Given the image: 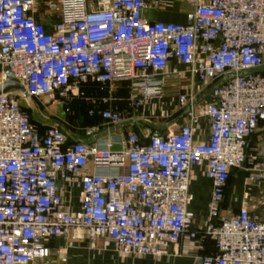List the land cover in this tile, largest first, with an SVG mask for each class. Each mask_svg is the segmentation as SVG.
I'll use <instances>...</instances> for the list:
<instances>
[{
    "label": "built area",
    "instance_id": "1",
    "mask_svg": "<svg viewBox=\"0 0 264 264\" xmlns=\"http://www.w3.org/2000/svg\"><path fill=\"white\" fill-rule=\"evenodd\" d=\"M149 0H47L59 19L49 28L31 11L37 0H0V84L9 72L30 98L47 97L68 110L82 85H109L91 100L101 122L82 136L56 124L41 131L18 92L0 94V264H29L50 255L47 242L74 233L91 243L106 238L118 251L161 256L182 237L209 240L206 264H264V216L241 207L220 210L233 170H243L248 141L264 120V0H187L185 24L144 17ZM183 64L193 87L179 92L187 122L179 131L110 129L131 109L111 108L114 84L127 83L130 107L162 98L171 64ZM210 136L194 133L202 117ZM107 130V134L95 136ZM204 165L212 183L205 230L188 211L192 168ZM256 176L264 178V162ZM80 185V210L65 195Z\"/></svg>",
    "mask_w": 264,
    "mask_h": 264
},
{
    "label": "crops",
    "instance_id": "2",
    "mask_svg": "<svg viewBox=\"0 0 264 264\" xmlns=\"http://www.w3.org/2000/svg\"><path fill=\"white\" fill-rule=\"evenodd\" d=\"M192 6L187 0H149L144 10V17L150 21L172 22L185 24ZM34 18L47 27H51L59 19V12L48 7L47 0H37L31 11ZM172 68L181 72V77H170L162 98H151L139 108L130 107L131 91L127 83L121 90L114 87L112 94V108L118 110L115 100L119 97L129 101L123 109H131V117L126 124L115 129L116 132H135L141 139L155 132H176L187 122L185 110L178 102V93L187 92L191 86L197 93L195 109L202 111L213 101L208 91L200 94L202 84L191 80L183 64L172 63ZM264 73V67L260 69ZM114 96V98H113ZM114 102V103H113ZM121 107V106H120ZM44 124L38 125L41 131L50 125L46 117ZM96 122V123H95ZM92 125L99 124L95 121ZM91 125V126H92ZM72 133V132H71ZM73 137L82 136L72 133ZM210 136V125L206 117L200 119L194 133L198 141H207ZM247 162L245 169L233 170L225 189L220 214L221 217L235 215L241 207L249 209L253 214L264 216V178L250 179L256 176L260 164L264 162V120L250 137L247 147ZM212 183L206 175L204 165L192 168L189 183L190 201L188 211L192 213L194 224L198 229L205 230L209 221L208 203L211 195ZM82 188L74 185L65 195L66 201L73 211L80 210ZM50 255L45 258H34L29 264H206L201 256L215 252L211 241L199 238L182 237L176 244L169 246L168 252L161 256H135L118 251L115 244L106 238L96 239L93 243L88 238L78 239L74 233L55 237L47 242Z\"/></svg>",
    "mask_w": 264,
    "mask_h": 264
},
{
    "label": "rangeland",
    "instance_id": "3",
    "mask_svg": "<svg viewBox=\"0 0 264 264\" xmlns=\"http://www.w3.org/2000/svg\"><path fill=\"white\" fill-rule=\"evenodd\" d=\"M114 87L121 90L124 88V84L123 82L116 83ZM108 96H111L109 85L87 83L82 85L80 94L74 98L68 110L63 109L60 105L52 104L47 97L22 99V105L30 112L34 126L37 128L38 125L44 124L46 122V117H48L49 123L58 124L62 127L65 126L64 128L68 129L70 132L79 135L83 133L87 127L91 126L93 122H98L100 120L99 116L90 118L88 114L91 109V100ZM111 103L112 102H110L109 106L112 108ZM128 103L129 101L121 97L115 100V105L119 107L117 109L122 112L126 111V109L122 110L123 105L125 104L127 106Z\"/></svg>",
    "mask_w": 264,
    "mask_h": 264
},
{
    "label": "water",
    "instance_id": "4",
    "mask_svg": "<svg viewBox=\"0 0 264 264\" xmlns=\"http://www.w3.org/2000/svg\"><path fill=\"white\" fill-rule=\"evenodd\" d=\"M8 74H9V79H7L3 84H0V94L6 93V92H18L21 95H23V97H25L26 99L30 98L29 93L26 91V88L24 87V85L18 79H16L12 73L9 72ZM126 123L127 122H122L118 125H115L110 130L114 131L115 129L120 128L122 125ZM107 132L108 131L105 130V131L98 133L95 136V139L105 136Z\"/></svg>",
    "mask_w": 264,
    "mask_h": 264
},
{
    "label": "trees",
    "instance_id": "5",
    "mask_svg": "<svg viewBox=\"0 0 264 264\" xmlns=\"http://www.w3.org/2000/svg\"><path fill=\"white\" fill-rule=\"evenodd\" d=\"M263 74H264V73H263ZM95 116H97V117H98L99 115L97 114V115H95ZM95 116H94V117H95ZM90 118H91V117H90ZM99 119H100V121H101V117H100V116H99Z\"/></svg>",
    "mask_w": 264,
    "mask_h": 264
}]
</instances>
